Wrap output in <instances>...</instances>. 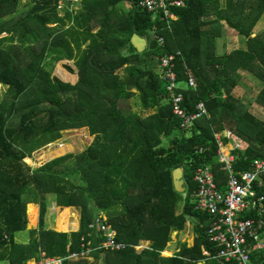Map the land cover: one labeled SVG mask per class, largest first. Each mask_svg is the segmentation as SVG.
<instances>
[{
    "label": "trees",
    "instance_id": "trees-1",
    "mask_svg": "<svg viewBox=\"0 0 264 264\" xmlns=\"http://www.w3.org/2000/svg\"><path fill=\"white\" fill-rule=\"evenodd\" d=\"M21 1L0 0V84L7 86L0 100V263L26 264L41 253L66 256L79 250L88 224L103 211L117 240L149 241L140 252L93 253L106 264H237L212 258L219 247L209 239L207 215L196 209L194 174L210 166L224 184L226 173L216 160L218 131L243 140L236 169L264 157V119L233 94L241 71L249 72L262 83L256 100L264 107V29L255 34L264 21V0H226L224 6L220 0H183L184 6L171 8L177 15L171 22L162 14L153 19L135 5L138 0H82L67 28L73 15L59 17V0H28L26 12L15 17ZM123 2L126 6H119ZM223 22L237 31L242 45L218 53L215 41ZM134 33L149 42L163 37L164 44L138 52ZM149 50L159 51L156 59ZM178 50L175 71L183 106L194 113L203 101L210 114L187 129L157 71L158 58ZM56 64L63 77L55 73ZM189 73L196 87L188 85ZM133 96L137 109L128 105ZM83 127L94 139L81 152L61 155L67 149L62 146L61 156L37 166L26 161L64 130ZM179 167L185 170L182 193L173 181ZM29 203L39 204L37 228H27ZM52 203L59 213L57 228L68 232L47 225ZM71 206L81 212L80 227L67 220ZM190 220L193 245L181 243L173 256H162L173 232ZM21 232L28 242L19 238ZM252 259L264 264V250Z\"/></svg>",
    "mask_w": 264,
    "mask_h": 264
},
{
    "label": "built area",
    "instance_id": "built-area-1",
    "mask_svg": "<svg viewBox=\"0 0 264 264\" xmlns=\"http://www.w3.org/2000/svg\"><path fill=\"white\" fill-rule=\"evenodd\" d=\"M184 4L183 0H138L135 5L149 11L153 19L162 14V18L171 22L177 20L171 8ZM81 6L82 0L58 1L56 7L59 17L65 18L68 12L73 15L65 28L73 24L74 16ZM50 26L56 27L58 23ZM157 38V43L164 44L163 37ZM179 55L180 50L162 55L158 61L173 112L180 119L181 127L187 129L195 120L210 117V114L203 101L197 104L194 113L187 112L183 106L184 94L175 71V59ZM188 85L197 86L191 73ZM214 136L217 142L216 160L226 173L224 184L218 183L210 166L199 167L194 174L197 185L196 209L207 215L205 223L209 239L219 247L213 257L205 249L203 254L223 262L254 264L252 254L264 250V157H256L250 162V168L238 170L235 165L244 150L243 140L226 130L214 132ZM87 229V233L81 237L79 250L66 256H46L41 253L39 259H29L26 264H65L67 260L79 262L94 257V252H118L128 248L140 252L149 248V241L128 244L117 240V230L103 211L96 212Z\"/></svg>",
    "mask_w": 264,
    "mask_h": 264
},
{
    "label": "rangeland",
    "instance_id": "rangeland-1",
    "mask_svg": "<svg viewBox=\"0 0 264 264\" xmlns=\"http://www.w3.org/2000/svg\"><path fill=\"white\" fill-rule=\"evenodd\" d=\"M27 1L28 0H22L21 1L19 11L14 15L15 17H19V16H21L22 13L26 12V10L29 8V5H30ZM220 2L222 4V6H224L226 4V0H220ZM119 6H126V4H124V2H123V3H120ZM127 7H128V5H127ZM263 29H264V21H261L259 24H257V26L255 28V34L260 32ZM215 42H216V49H217L218 53L230 52L233 49H236V48L240 47V45H242L241 40H240V36L237 33V31L234 30L233 28L229 27L228 24L225 22L222 23L221 35L217 36ZM148 53H149V55H151L150 59L154 60V59H156L154 56L159 54V51L158 50H149ZM68 63L69 64L71 63L72 65L74 64L73 61H70ZM61 64H64V63H61ZM54 69H55V73L57 70V72L59 71L58 74L59 75L61 74V77H63V71H61L58 68L57 64H56ZM157 71H160L159 66L157 68ZM120 72L123 73L124 69L120 70ZM241 74H242V78L240 79L238 85H236V87L233 90L234 96L238 100L243 102V106L245 108L250 109L251 112L256 114L258 117L264 119V107L261 104H259V102H257V100H256V96L262 87V83L253 74H251L249 72L241 71ZM64 80H66V79H64ZM72 82H74V81H72ZM6 91H7V86L0 84V100L3 98ZM136 104H138V102H137V98L135 96H133L132 98H130L128 100V105L131 108L135 109L137 107ZM88 130L86 128L64 130L63 135L60 139L38 149L31 156L27 157L26 161L32 166H37V165H39V164H41V163H43L49 159L64 155L68 152H74V153L81 152L88 145H90V143L94 139L92 137L93 135L91 136L90 131H88ZM189 133H190L189 131H185L186 136H188ZM69 144H72L73 147H69ZM62 146H64L65 148L67 147V149L61 155L57 154L58 149H60ZM27 210H28V208H27ZM50 217L51 216L48 213L47 219H48V221H50L52 223V218H50ZM77 220H78V218H77ZM28 221H29L28 227H27L28 229L33 228V226H35L38 222V221H36L34 224L31 223L29 220V217H28ZM78 222H79V220H78ZM190 222H191L190 226H193V229H194V226H195L194 222L191 220H190ZM187 225L189 227L188 223H187ZM54 228L57 231H61L56 227V225H54ZM61 232H68V231H61ZM69 232H71V231L69 230ZM21 233H25V232H21ZM184 234L181 235V237L178 239L177 243H179V240H181V238L182 239L184 238V240H187V242H190L188 237L186 236V233H184ZM175 244L170 242L166 248L174 251L176 248ZM174 252H176V251H174ZM104 254L106 255V253H104ZM161 255L164 257H168V255H165L163 252ZM169 256H172V255L170 254ZM85 260H87V262L90 264H92V263L106 264V261H104V259H100V258H97L95 256L91 257L89 259H85Z\"/></svg>",
    "mask_w": 264,
    "mask_h": 264
},
{
    "label": "crops",
    "instance_id": "crops-1",
    "mask_svg": "<svg viewBox=\"0 0 264 264\" xmlns=\"http://www.w3.org/2000/svg\"><path fill=\"white\" fill-rule=\"evenodd\" d=\"M71 61H73V63H74V60H71ZM70 62V61H69ZM70 65L71 66H74V68L77 70V67H76V65H75V63L72 65L71 63H70ZM72 77H74V75H72ZM135 109H137V107L135 108ZM148 113H150V112H147V114ZM84 128V127H83ZM87 130H88V128H86ZM89 131V130H88ZM92 136V135H91ZM93 138H94V135L92 136ZM69 147H73V145L72 144H69ZM30 204H32V205H34V207H35V210H36V218H35V221L34 222H32L33 224L36 222V221H38L37 222V224L35 225V226H33V228H37L38 227V223H39V204H37V203H29L28 205H27V208H28V206L30 205ZM27 212H28V210H27ZM49 215L51 216L50 218H52V223L50 222V221H48V219L46 220V222H47V225L50 227V228H54V225H56V227H57V224H58V220H59V213L57 212V208H56V206H54V204L52 203L51 204V207H50V210H49ZM54 215V216H53ZM28 217H29V215H28ZM77 218H78V220H79V222H78V220H77ZM80 219H81V212H80V210H79V208L78 207H76V206H71V207H69L68 208V218H67V220H68V222H71V221H73V220H76L77 222H78V225L80 224ZM29 220H30V218H29ZM188 224H189V227H188V225L186 226V228L184 229V230H180V231H174L173 232V234H172V240L170 241V242H172L173 244H175L176 245V248H175V250L174 251H176V252H178L179 251V249H180V244L181 243H184V242H186L187 243V245H189V246H191V245H193V243H194V229H193V226H190V221H188L187 222ZM192 225V224H191ZM80 226V225H79ZM79 228V227H78ZM30 229V228H29ZM55 229V228H54ZM184 233H186V236L188 237V239H189V241L190 242H187V240H184V238L182 239L181 238V240H179V243H177V241H178V239L181 237V235L182 234H184ZM19 235V238L22 240V241H24V242H28V240H29V236H28V234L25 232V233H19L18 234ZM185 235V234H184ZM169 242V243H170ZM168 243V244H169ZM168 244H167V246H168ZM164 251H167L169 254H171L172 256L176 253V252H174V251H172V250H169V249H167L166 248V250H164ZM164 251H163V253H164ZM0 264H8V262L7 261H3L2 263H0Z\"/></svg>",
    "mask_w": 264,
    "mask_h": 264
},
{
    "label": "water",
    "instance_id": "water-1",
    "mask_svg": "<svg viewBox=\"0 0 264 264\" xmlns=\"http://www.w3.org/2000/svg\"><path fill=\"white\" fill-rule=\"evenodd\" d=\"M131 42L138 52H143L147 48L155 49L157 47L156 40H152L149 42L145 37L139 36L137 33L133 34L131 38ZM184 176H185V170L183 167L176 168L173 171L174 187L176 191L181 192V193L185 191Z\"/></svg>",
    "mask_w": 264,
    "mask_h": 264
},
{
    "label": "bare ground",
    "instance_id": "bare-ground-1",
    "mask_svg": "<svg viewBox=\"0 0 264 264\" xmlns=\"http://www.w3.org/2000/svg\"><path fill=\"white\" fill-rule=\"evenodd\" d=\"M28 215H29V218H30V222H34L35 221V218H36V210H35V207L34 205L30 204L28 206ZM164 254H169L167 251H164Z\"/></svg>",
    "mask_w": 264,
    "mask_h": 264
}]
</instances>
